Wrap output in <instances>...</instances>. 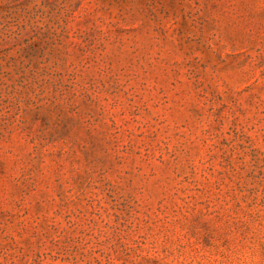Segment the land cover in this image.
I'll return each mask as SVG.
<instances>
[{"label":"rangeland","instance_id":"obj_1","mask_svg":"<svg viewBox=\"0 0 264 264\" xmlns=\"http://www.w3.org/2000/svg\"><path fill=\"white\" fill-rule=\"evenodd\" d=\"M0 264H264V0H0Z\"/></svg>","mask_w":264,"mask_h":264}]
</instances>
